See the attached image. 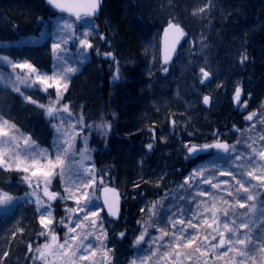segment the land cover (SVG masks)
Instances as JSON below:
<instances>
[{"label": "trees", "instance_id": "trees-1", "mask_svg": "<svg viewBox=\"0 0 264 264\" xmlns=\"http://www.w3.org/2000/svg\"><path fill=\"white\" fill-rule=\"evenodd\" d=\"M55 15L46 0H0V53L28 60L38 69L49 68L44 45L20 42L25 35L37 34L43 21ZM98 20L104 24L107 50L116 59H88L69 80L63 101L89 128L85 133L95 149L98 178L103 176L104 185L119 187L125 196L119 221L107 220L118 249L119 243L129 245L137 220L149 225L155 236L161 235L152 227L157 222L153 218L165 215L169 209L165 197L178 186L183 190L180 186L198 160L185 145L233 141L232 129H245L247 113L264 106V0H103ZM169 20L182 24L186 40L201 34L204 53L188 56L182 44L169 67H162L158 48L150 59L148 40ZM242 55L248 57L243 63ZM115 67L116 82L111 80ZM200 68L212 72L207 85L200 82ZM237 86L242 89L238 106L233 99ZM27 91L32 100L45 104L42 92ZM205 93L213 99L209 108L203 104ZM27 96L0 86V115L33 140L49 145L53 135L45 110L26 100ZM102 122L111 128L103 135L94 133ZM151 142L154 148L148 151L146 145ZM20 177L17 171L0 168V190L20 198L0 212V264H41L33 259L35 247L28 250L41 237L39 213L25 199ZM55 207L58 210L60 204ZM151 211L157 214L150 217ZM63 215L61 209L57 217ZM206 228L200 229V241L208 234ZM121 232L126 235L119 242ZM164 240L169 241L168 236ZM208 256L210 262L218 263L211 251Z\"/></svg>", "mask_w": 264, "mask_h": 264}, {"label": "snow or ice", "instance_id": "snow-or-ice-1", "mask_svg": "<svg viewBox=\"0 0 264 264\" xmlns=\"http://www.w3.org/2000/svg\"><path fill=\"white\" fill-rule=\"evenodd\" d=\"M101 2L102 0H89L86 15L94 16ZM48 3L61 11L71 12L77 19L81 18L79 11H74V8L78 6L75 0H48ZM64 27L72 29L73 25L65 21ZM92 27L94 28L95 26L92 25ZM169 28L174 29L181 36L184 35L183 29L178 24L170 22ZM89 35L88 32H85L82 33L81 38L77 39L76 42L81 48L91 49L94 47L89 41ZM100 38L104 39L103 36ZM58 48H60V44H53V49ZM96 51L97 53L99 52L98 49ZM105 56L111 57L112 53L107 52ZM169 58V56H165V64ZM57 59L60 60L61 57L57 55ZM83 59H86V53L81 54V60ZM247 59V55H242L241 63ZM0 60L10 65L13 73H15V80L25 85L26 88H33L35 91L43 93H48V89L55 90L54 93L49 94L48 106L38 104V101L32 100L31 95L25 97L26 100L37 104L40 108H44L46 115L52 119H56L61 112H66L71 115L67 104L57 107L63 100V92L67 91L66 81L70 79L69 74L77 71L76 68L67 66V60L63 61L64 67H61L59 64L54 65L51 76L38 69L28 60L13 61L6 56L0 57ZM58 68L60 69L59 72L56 71ZM164 71H167V69L165 68ZM200 73L202 74L200 82L203 84L210 78L211 73L204 68H200ZM115 78L119 79L118 70ZM8 79L11 80V76ZM62 81L65 82L62 83ZM14 90L17 92L21 91L19 87H15ZM241 94L242 89L237 86L234 90L233 97L237 104L240 103ZM21 95H23L22 92ZM53 95L55 99H52ZM210 100V96L206 95L203 97V103L205 105L209 104ZM242 107H247L246 100L243 102ZM254 117H256V113H251L245 119L252 121ZM82 120V116L78 117L77 123H82ZM261 122H264V120ZM173 124H175V121H173ZM97 127L107 131L111 128V124L102 122ZM71 139L74 140L75 137L73 136ZM21 141L24 147H21ZM237 143L239 144L240 141H237ZM53 147L55 151L49 153L48 149L41 148L30 136L25 137L23 133H20L15 124L0 115V168L5 171L14 170L25 173L22 177L23 182L27 183L29 188L35 187L36 189H40L43 196L46 197V200H42L36 191L25 194L26 196L31 195L35 197V200L31 202L37 206L36 210L39 213V223L43 227V231L39 235L49 238L48 242L35 249L38 255L34 256L33 259L41 260L43 264H57V261L62 262V264H76V261H89L91 264V257H95L99 249L103 257L110 261L111 258L108 256V253L111 249H108L103 243V240L107 239V230L103 217L99 215L100 211L103 210V205H97L96 201L100 198L94 195L90 196L86 190L89 186H94L97 183L104 185V177L101 176L97 181L94 173L84 165L87 148L79 153L81 159L75 160L74 157L78 153L70 151L72 145L68 139L54 143ZM185 147L190 154H196L199 151L214 148L222 153L228 154L232 158L230 170L227 172L220 171V175L231 176L232 181H234V184H231L229 188L222 190L227 193V197H231V200L220 195L219 192L212 193L210 190H204L200 187L202 184H208L210 185V189H220L221 184H229V181L225 180L213 183L216 172L212 171L208 175H205V172L208 171L207 165L194 170L185 178L184 184L180 187L187 186L189 189L193 187L197 189L195 192L190 191L189 196L191 199L186 200L187 204H191V201H196L195 205L188 208L186 219L184 215L185 209L183 207H177L175 210L172 208L165 210V215L159 217L156 224L152 225V227L157 228L161 235L151 236L148 234L147 229L141 232L135 239L134 245H140L142 242H145L151 251L138 257L140 264H148L149 261H152V264H163L165 260H168L169 264H176V262L181 260L182 253L179 251L173 253L172 249L169 248L170 244L176 249L181 247L187 249L195 244L194 251L201 253L204 257L203 264H209L207 258L209 251L213 253L214 261H222L223 257L227 256L229 252L241 258L239 264H246V261L250 258L254 260V256H249L250 253H255L256 251L264 253V227L260 228V231L257 232L255 237L252 236V232L256 230L257 224L264 225V200H260L259 204H257V196L255 194L257 189H264V150L258 151L251 144H247V148L250 151L241 154L235 145H229L226 142H221L219 139L213 144H204L201 146L192 145L190 147L185 145ZM152 148L153 144L149 143L147 149L151 150ZM9 151L12 152V155L8 154ZM21 154H23L24 160H20ZM26 161H30V164H26ZM74 165L76 166L75 172L78 178L82 177L85 173L88 174L87 182L83 183L85 191L81 192L80 196L74 194V192H80L79 186H75L74 192H70L69 188L65 187V194L63 195L60 192L51 191L52 179L59 176L63 181L66 170L72 172ZM257 167H259L258 175L256 174ZM213 168H215V165H213ZM249 168L251 170H246ZM254 181H258L259 183H254ZM67 183L69 185L76 184L72 180L71 175L67 177ZM103 191L107 193L114 191V189H108L105 186L103 187ZM204 196H211V201L203 199L197 200V197ZM17 199L20 198L13 197L8 192H0V206H10ZM69 199L75 200L76 207L65 209L67 223L65 222V217H61L59 221H56L53 215L54 209L52 202L57 200L63 202ZM218 199L224 205L222 211L223 220L219 218L221 209L217 208ZM81 200H83V203H81ZM104 203L108 205L109 215H118L116 211H113V207L108 203L107 199H105ZM246 206L248 207V213L243 217H238L236 208H245ZM151 207L155 209L156 204H153ZM229 209H231V214ZM258 209L259 215L253 218ZM156 214L155 211H151L150 217ZM210 220L211 222H209ZM54 223L56 226H63L66 229L62 243L59 242L60 238L56 235L55 228L51 227ZM161 224L171 226V239L169 241L164 240L165 236H169V232L165 231L164 227L160 226ZM204 225L207 226L205 231L208 234L204 235L200 243L197 244V240L200 237V229ZM78 229L82 231L78 233ZM241 229H247V231L241 232ZM119 235L122 238L125 233L121 232ZM146 235L149 236L148 241H145ZM209 236H211V240ZM89 237H92V239H89ZM78 240L79 243L76 244ZM161 248H163L162 253ZM220 249H224V251L220 252ZM28 250L29 252L33 251L31 245L28 246ZM157 253H160V255H157ZM217 253L219 254L217 255ZM188 258H191V254H189ZM130 264H136V260L133 259Z\"/></svg>", "mask_w": 264, "mask_h": 264}, {"label": "rangeland", "instance_id": "rangeland-1", "mask_svg": "<svg viewBox=\"0 0 264 264\" xmlns=\"http://www.w3.org/2000/svg\"><path fill=\"white\" fill-rule=\"evenodd\" d=\"M65 21H68L69 23L73 25L72 29H68L64 27ZM92 25H94L95 27L93 28ZM102 27H104V24L102 23V21L100 22L98 19H93L91 17H82L78 20H74L68 16L56 14L54 17L43 21L42 26L37 34L25 35L22 41L20 42V44H28V45L40 46V47H42L43 45L45 46L46 56H49V57H46L45 59H48L50 61V63L45 66L47 67L49 65L50 66L49 68H45V67L40 68V70L48 73L49 76L52 75L54 65L59 64L61 65V67L65 66L63 64L64 60H67L68 62L67 66L76 68L77 71L75 73H77L88 59H113V57L115 58L114 52L107 50L106 45L107 43H109V41L107 40V38H105ZM85 32H88L90 34L89 41L94 46L91 49H83L76 42L77 39L82 37V33H85ZM160 32L161 30H156L154 33L152 32V35L150 36L148 40L146 54L149 55L150 59H153L154 51L156 52L157 48L159 51L158 46L160 45ZM101 36H103L104 39H101L100 38ZM53 44H60V48L53 49ZM204 45H205V39L200 34L197 37H191V38H188V40H185L183 42V51L188 56L189 55L199 56L204 53V48H203ZM96 49L99 50L98 53ZM107 52H111L112 56L111 57L105 56V53ZM82 53H86V59L81 60ZM57 55L61 57L60 60L57 59ZM3 56H6V55H3L2 53H0V57H3ZM8 58L13 61H24L21 58H10V57ZM117 70H118V67H115L112 78H111V80H113L114 82L119 81V79L115 78L117 74ZM205 70L212 73L209 69H205ZM56 71L59 72L60 69L58 68L56 69ZM75 73L69 74L70 79ZM9 76H11L12 78L11 80L8 79ZM70 79L66 81L67 85ZM64 82L65 81H62V83ZM0 86L10 87L13 90L15 89V87H19L21 90L20 92H17L15 90L14 91L17 93L22 92L23 96L28 95L27 89L29 90L33 89V88H26L25 85L20 84L19 81H16L15 73H13V70L11 69L10 65L5 63L3 60H0ZM54 91H55L54 89H48V93L42 92V95H44L46 98L44 105L46 106L49 105V94L54 93ZM205 94L203 95V97L206 96ZM52 99H55L54 95L52 96ZM240 101H241V98H240ZM63 104L68 105V109L71 115H69V113H66V112H61L60 115L56 119H52L46 115V110L44 109L45 117L47 121L49 122L50 128L52 130V135H53L50 144L44 145V144L38 143L35 140L34 141L37 144H39L41 148L48 149L49 153H53L55 151L53 147L54 143H59L64 139H68L69 143L72 145V148L70 149V151H75L76 153H78L74 157L75 160H80L81 157L79 153L85 148H87V153L84 158V165L94 173L98 181L99 178L95 170V157H94L95 149L90 145V140H89L90 136H86V133H85V130L89 128L83 125V121L82 123H77V118L80 116L78 115L77 112L74 111V109L68 103L62 100L60 105H58L57 107H60ZM251 113H256V117H254L252 121H247L245 119L247 123V127H245V129L233 128L232 131H233V134H235V140L233 141L228 140L231 143L230 145H235L237 150L241 154H245L248 151H250L247 148V144H251L252 147L256 148L258 151L264 150V139H262V137H264V122H261L262 120H264V106L260 109L249 111L246 116H248ZM253 125H255V127H253ZM18 129L20 133L24 134L25 137L27 136L31 137V135L28 132H24L20 128ZM89 132L91 133L92 130L90 129ZM105 132L106 131L104 129L94 128V133L96 134L102 133L103 135ZM65 133H67V135H65ZM73 136L75 137L74 140L71 139V137ZM151 141H153V138L151 139ZM237 141H240V143L238 144ZM20 143H21V147H24V145L22 144V141ZM151 143L153 144V148H154V143L153 142ZM193 145L197 146L199 144H193ZM146 148H147V145H146ZM152 149L151 150L147 149V150L152 151ZM8 154L12 155V152L9 151ZM196 157H198V160L192 166V169L186 175V177H188L194 170L200 169L207 165L208 171L205 172V175H208L212 171L216 172L213 183L217 181H225V180L229 181L230 183L221 184L220 189H210V185L208 184H202L200 185V187L204 190H210L212 193L219 192L220 195H223L229 200H231V197H227V193L223 192L222 190L229 188L231 184H234V181H232L231 176L220 175V171L227 172L228 170H230V165L232 164V158L228 154L222 153L218 150H214L211 153L203 157H200V156H196ZM20 160H24L23 154L20 155ZM25 163L30 164V161H26ZM213 165H215V168H213ZM75 169H76V166L74 165L72 172H68L66 170L63 181L61 180L59 176L54 177L52 179L50 190L60 192L63 195L65 194L64 193L65 187H68L70 192H74L75 186H79L80 192H74V194L76 196H80L81 192L85 191V189L83 188V183L87 182L88 174L85 173L82 177L78 178L76 175ZM246 170H251V169L249 168ZM19 173L21 175L20 177L21 185H24L26 193H31L33 191H36L42 200H46V198L43 196V193L40 189H36L35 187L29 188L28 184L23 182L22 177L25 175V173L23 172H19ZM256 174L257 175L259 174V167H257L256 169ZM69 175H71L72 180L76 182L75 185H69L67 183V177ZM32 179H35V178H32ZM254 183H259V182L254 181ZM99 185L100 184L97 183L94 186H89L86 190L89 192L90 196L94 195L100 198L98 201H96L97 205H103L101 201V197H100L101 187ZM178 189H179V186H178ZM178 189L170 196L167 195V197H165L164 203L165 204L168 203V207L172 208L173 210H175L177 207H183L185 209L184 215L186 219L187 214H188L187 212L188 208L194 206L196 203V201H191V204H187L186 200L191 199L189 196V192L190 191L195 192L197 191V189L195 187L189 189L187 186L183 187V190H178ZM0 192H8L9 195H11V193L4 188L1 189ZM184 192H188V195L184 194ZM255 194L257 196V200H256L257 204H259L260 200H264V189H257L255 191ZM181 197H183V199H181ZM25 199L29 202V204L36 206L35 203L31 202L35 200V197L28 195V196H25ZM200 199L211 201L212 197L211 196L197 197V200H200ZM18 201H19L18 199L14 200L10 206H0V212L9 210L8 208L13 206ZM58 203L60 204V208H58V210H56L55 205L52 204V207L54 209L53 215L54 217H57V215L59 214V211H61V209L64 210V215L62 217H65V221L67 223L65 209L75 208L76 207L75 200L69 199L63 202L58 200ZM81 203H83V200H81ZM248 203H251V202H248ZM223 207L224 205L222 204V201H219L218 199L217 208L221 209V212L219 215V218L221 220H223V215H222ZM229 211L231 214V209H229ZM236 213L238 217H243L245 216V214L248 213V207L247 206L245 208L237 207ZM81 215L83 214L81 213ZM99 215L103 217L104 225L107 230V239L103 240V243L107 246L108 249H111V251L108 253V256L111 259L109 261L107 258H104L102 255V252L98 249L96 252V256L91 257V264H130V262L133 259L136 260V264H140L138 257L145 255L146 253L151 251V249L148 248V245L145 242H142L140 245H134V241L141 234V232H143L145 229H147V232L149 235L155 236L153 232L149 229V225L141 222L140 220H137L135 228L132 229L131 234L128 238L129 245L125 246L119 243L120 245L118 246L119 248L117 249V246H115L117 245V242L112 239V231H111L112 225L110 224L109 221H107L108 218L105 213L104 207H103V210L100 211ZM258 215H259V209L257 210V213L254 214L253 218H255V216H258ZM60 218L61 217H57V219L55 218V220L59 221ZM153 221H157L156 218H153ZM237 222H239V220H237ZM51 227L55 228V233L60 238L59 242L62 243L66 229L63 226H56L55 223L51 225ZM261 227H264V225L257 224L256 230L252 232L253 237L256 236L257 232L260 231ZM41 229L43 231L42 225H41ZM81 231H82L81 229L77 230L78 233ZM189 231L191 230L189 229ZM245 231H247V229H241V232H245ZM119 234H118L117 241L121 242L124 237L121 238ZM168 238L169 240L171 239V229L169 231ZM89 239H92V237H89ZM148 239H149V236L146 235L145 241H148ZM48 240H49L48 237L41 236L40 238H38L37 241H35L33 245H31L32 249L33 247H35L36 249L38 246H41L44 243L48 242ZM78 243H79V240L76 241V244ZM199 243H200V240L198 239L197 244ZM153 247H155V245H153ZM195 247L196 245L194 244L192 245V247L187 248V249L184 247L176 249L171 244L169 245V248L172 249L173 253H175L176 251H179L182 253L181 260L176 262V264H199V263L203 264L204 257L201 255V253H196L194 251ZM223 251L224 249H220V252H223ZM162 252H163V248H161V253ZM189 254H191L190 259L188 258ZM218 254L219 253H217V255ZM36 255H38V253H36ZM157 255H160V253H157ZM249 256L250 257L254 256L255 259L254 260L251 258L248 259L246 261V264H264V253H260L259 251H256L255 253H250ZM207 258H209V256H207ZM240 259L241 258L236 256L234 253L229 252L228 255L223 257L222 261L220 262L221 264H239ZM236 260H238V262H236ZM217 262L218 263H212L209 261V264H220L219 261ZM41 264H43V261H41ZM57 264H62V262L57 261ZM76 264H90V262L89 261H76ZM148 264H152V261H149ZM163 264H169V261L165 260Z\"/></svg>", "mask_w": 264, "mask_h": 264}, {"label": "water", "instance_id": "water-1", "mask_svg": "<svg viewBox=\"0 0 264 264\" xmlns=\"http://www.w3.org/2000/svg\"><path fill=\"white\" fill-rule=\"evenodd\" d=\"M46 1L48 3V0H46ZM75 2H76V4L78 6L74 8V11H79L80 17L87 16L86 12L88 11V2H89V0H75ZM48 5L57 13H60V14H63V15H67V16H70V17H72L74 19H77L76 16L73 15L71 12L61 11V10L55 8L53 5H51L49 3H48ZM101 12H102V2L100 4V6H99L98 11L92 17H97V18L100 17ZM171 23L178 24L180 26V28L183 29L184 35L181 36L174 29L169 28V23L163 27V30H162V33H161V45H160V54H161V64H162V66H168V65L173 63V61H174V59H175V57L177 55L178 49H179L182 41L186 37L185 29L182 27V25L180 23H178L176 21H172ZM166 55L169 56L170 58L168 59V62L165 64L164 61H165V56ZM210 79H211V76H210V78L207 81H205V83H207ZM207 96H210V95H207ZM211 100H210V103L207 104V105H205L203 103L204 106L209 108L211 106ZM223 142H226L227 144H229V142H227V141H223ZM210 144H213V143H210ZM212 149L213 148L206 149V150H203V151H199L196 154H206V153L210 152ZM105 186L108 189H114V191H109L107 193L104 192L103 191V187H105ZM100 195H101L102 204L104 206V209H105V212H106L107 216L113 221H118L120 219V217H121V214H122V211H123V205H124V197H123V194H122L121 190L118 187L113 186V185H104V186H102V188L100 190ZM105 199L108 200V203L111 204L112 207H113V211H116L118 213V215L112 216V215L108 214V205L104 203ZM56 202L57 201H54L52 203L55 204Z\"/></svg>", "mask_w": 264, "mask_h": 264}]
</instances>
